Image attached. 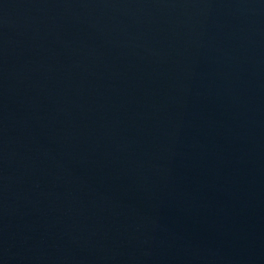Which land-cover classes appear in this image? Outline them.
Here are the masks:
<instances>
[{
  "label": "water",
  "instance_id": "obj_1",
  "mask_svg": "<svg viewBox=\"0 0 264 264\" xmlns=\"http://www.w3.org/2000/svg\"><path fill=\"white\" fill-rule=\"evenodd\" d=\"M0 264H264V0H0Z\"/></svg>",
  "mask_w": 264,
  "mask_h": 264
}]
</instances>
